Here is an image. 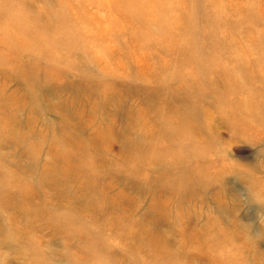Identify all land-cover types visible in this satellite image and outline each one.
<instances>
[{"label": "rangeland", "instance_id": "obj_1", "mask_svg": "<svg viewBox=\"0 0 264 264\" xmlns=\"http://www.w3.org/2000/svg\"><path fill=\"white\" fill-rule=\"evenodd\" d=\"M136 2L0 0V111L4 108L11 115L0 113L6 120L0 123V264L91 263L89 253L101 246L120 264L146 260L135 248L134 237H116L101 222L108 245L96 243L94 232L89 234L92 243L87 235L77 234L79 228L91 232L96 228L88 224L94 214L91 207L81 205L73 195L83 178L90 181L91 189L82 202L96 200V191L105 190L127 212L121 225L131 219L164 236L170 252L177 248V257L185 264L195 251L186 234L198 231V248L211 251L209 238L219 227L238 233L231 241L244 242V256L250 264H264V72L254 68L259 56L254 42L264 45V0H197L196 5L191 0H155L153 6L161 15L148 26L129 22ZM214 2L220 4H214L213 14L210 7ZM182 13L187 20L195 19L199 31L207 32L210 25L220 28L210 27L209 38L198 40L206 46L208 62V56L216 53L212 45L224 46L217 53L226 59L209 72L212 85L207 78H197L188 65L174 68L189 60L176 57L183 51L180 45L168 41L162 46L157 41L169 38L160 31L173 28L167 22ZM19 14L26 19L16 22ZM49 19L56 23L45 25ZM222 21L231 24L222 27ZM37 26L44 33L52 32L43 50L28 36ZM146 29L145 35L140 34ZM23 30H28L27 35L20 33ZM60 31L79 32L70 37V52L68 38L54 35ZM237 56L252 69L236 70L233 59ZM167 67L165 74L162 69ZM227 68L233 71L221 72ZM195 78L202 83L190 86ZM191 101L193 105L188 103ZM153 108L156 115L142 121L139 113L149 109V115ZM188 120L193 125L187 138L208 142L209 147L188 155L187 161L155 163L142 156L144 169L123 168L114 173L98 160L72 157L69 170L77 168L78 176L69 177L62 193L56 188L61 185L65 162L59 163L54 141L66 145L68 139L77 138L89 143L99 125L107 126L105 133L111 136L127 126L128 139L140 145L143 139L153 138L148 147L161 145L156 153L163 157L171 153L169 147L177 137L186 136L173 131ZM142 124L151 125L154 131L143 134ZM163 124L167 127L160 131ZM18 135L26 139L16 143L13 136ZM120 142L109 149L95 145L94 157L105 152L107 164L117 162ZM188 146L190 149L191 143ZM172 149L177 151L175 146ZM72 150L79 152L75 147ZM92 168L95 171L89 174ZM4 171L20 176L28 185L5 181ZM149 177L154 179L153 186L147 182ZM21 189L26 198L19 193ZM66 213L75 222L58 221ZM66 225L74 229L72 238L67 237ZM134 229L139 232L140 226ZM212 239L221 240L219 236ZM123 252L133 254L134 260H121ZM203 260L194 263L203 264Z\"/></svg>", "mask_w": 264, "mask_h": 264}, {"label": "bare ground", "instance_id": "obj_2", "mask_svg": "<svg viewBox=\"0 0 264 264\" xmlns=\"http://www.w3.org/2000/svg\"><path fill=\"white\" fill-rule=\"evenodd\" d=\"M135 1H137L136 2L137 6L134 7L136 10L130 11L129 13L130 24L137 26L139 25L137 23H140V24L143 23V24H146V26H148V25H153L154 23H156V19L160 18L161 12H157V7L153 6V2L155 0H135ZM191 2L193 5L197 4V0H191ZM214 4L218 5L220 3H216V2L212 3V6L210 7V9L212 10L213 14H214V8H215ZM167 6L168 5H166L165 7L164 14L168 10ZM17 13H19V11ZM183 14L184 13H182L180 16H177L178 14H176L175 16H171V21L167 23H170L171 25H173V28H166L160 31L161 33L165 35L167 34L169 38L158 39L157 41L161 45L162 43L168 42V41L172 42L176 46L180 45L182 47L180 49H182L183 51L177 52L178 54L176 57H182V58L189 57V60L185 61L184 63H181L179 66L178 65L174 66V68L177 70H181L180 68L182 65H188L190 66L191 70H194V73L197 76V78L199 76L203 78H207L206 80H208L207 81L209 83L208 85L210 84L212 85L214 82V79L211 78V74H209V72L213 71L214 67L215 68L219 67L220 60L226 59L225 56H223L221 53H219V55L217 53L219 52V48L220 47L222 48L224 46L222 44L220 46L218 44H215L214 46L212 45L211 49H214V52L216 53L214 54L213 57L208 56V58H210V61L208 62L207 57H206L207 55L205 54V52L207 51L206 46L202 44H198V40L201 36H203L204 38L206 37L209 38L211 34L210 27L213 29H220V28L210 25L208 26L209 30L207 32L199 31L195 27V19L187 20L188 16H184ZM231 14L232 15L234 14L233 11H231ZM25 19H26L25 16H22L21 14H19L18 17H16V22L17 20L22 22ZM176 19H181L182 21L176 20ZM51 20L52 19L46 20L45 25L50 26L56 23L53 20L52 21ZM250 21H253V19H249V22ZM230 24L231 23H229L228 21H222L220 23V26L228 27ZM201 25L204 26V24H201ZM27 31L28 30H23L20 33L24 35L27 33ZM146 33H147V29L141 32L140 34L145 35ZM48 34L52 35V32L47 31V33H44V30L38 26L36 27V29L33 28V30H29L28 32L30 42L31 43L38 42L37 48L39 50H43L46 48V46L49 45L48 44L49 39L47 38ZM56 34L60 35L61 37L68 38L67 49L69 50L68 52H70L71 50L70 43L72 42L70 40V37L77 36L79 32L64 33L63 31H60L58 33L55 32L54 35ZM255 37L256 39H259L260 37L259 33H256ZM254 43L259 47L258 48L259 50H256V54H258L259 56L254 60V68L256 67V69H261L264 72V69L261 68V66L264 67V45L261 41H255ZM32 45L34 46V44ZM177 48L178 47H176V49ZM54 53L57 54V52H54ZM187 53H188V56H187ZM83 54H84V51H83ZM241 57L242 56H237L236 58L233 59L235 62L234 68L236 70H242V71L251 70L252 68H249L248 66L240 62ZM168 70H169L168 67L162 69V71L165 74H166V71ZM232 71H233V68H227V69L221 70V72H227V73L228 72L230 73ZM227 75L228 74H226V76ZM199 82H201V80L195 78L194 82L190 84V86H193V87H195L196 85L199 86L200 85ZM188 103L193 105L194 101H191ZM0 107H3V103H0ZM148 110L139 113V116L141 117L142 121H145L148 116H152L153 113L156 115L154 108H153V112L150 110L152 113H150L149 115H148ZM168 110H171V109H168ZM0 113L5 114L4 115L5 117H11V115L7 113L4 110V108H3V111H0ZM13 113L14 112H12L11 114ZM181 114L186 115V112L181 111ZM155 120H156V116L153 122ZM5 122L6 120L3 119V117H1L0 123H5ZM191 123H193L192 120H188L185 123L179 124V126L181 127L173 131L174 134H178V135L186 134V136L177 137L176 143L172 142L171 146L169 147L171 149V151L169 152L171 153H168V156L163 155V157L158 156L156 153L160 149L161 145L154 143L155 145L148 147V142L154 140L153 138L149 137V139L147 138L143 139L140 145H136L133 141L128 139L127 136L130 130H128L127 126H125V128L119 129L117 135L111 136L110 133H105V131H108L107 126L99 125L97 126L96 134L93 137L94 139L88 141L89 143L83 142L80 139L78 140L77 138H73V139H68L69 141L67 140V143L65 145L56 140L53 142V147L55 148V151H54L55 155L60 161L59 163L65 162L64 169L62 171L63 173L61 174V177H62L61 185L56 184L57 185L56 188L62 193L63 190L68 187L67 184H65V182L67 180L69 181V177L78 176L79 170L77 168L73 169L72 171L69 170L70 169L69 161L71 160L72 157H76L79 159L88 158L90 159V162H94L98 160L102 162L103 165L106 166V168L112 170L114 173H119L123 168H131L132 170H136L139 168L144 169L143 168L144 163L141 160L142 156L147 157L146 159L148 161H152L155 163H166L167 161H187L190 155L195 156L196 154H198L200 150L202 151L207 150V148L209 147L208 142L199 141L197 139H194L191 141L187 138V136L189 135L190 129L193 125ZM4 125H7V124H4ZM9 125L13 126L12 124H9ZM163 126H164V129L160 128V131L165 130L167 127L166 124H163ZM139 127L142 130L143 134L145 133L150 134L152 131H154V128L151 125L145 126V124H142ZM182 130L184 131L181 132ZM6 138L8 141H12L11 139L15 138L16 141H18V142L15 141L16 143H20L21 140L26 139V137H23L21 135L13 136V138H8V137ZM119 140H121L120 142L121 144L117 152L121 155L120 160H118L117 162L115 160L114 161L110 160L107 164V160H105V157H106L105 152H100V154L96 152L97 155L94 157V151L92 148L94 147L95 149H97L95 145L103 144L104 145L102 146L103 149H109L112 146H114V144L118 142ZM190 143H191V147L190 149H188L189 147L188 145ZM174 146L176 147L177 151H174L172 149ZM72 147L77 148L79 152L77 153L74 152L72 150ZM94 171L95 170L92 168L88 172L89 174H92V172ZM4 177H5V181L7 182L12 181L16 184H21L20 186L22 187H26V185H28L27 182L23 181V178L9 171H4ZM78 181L79 182L75 185V188L77 189L75 193H73V195L76 198H78V200L81 203H83L81 205L86 206V207L88 206L91 207L94 214L91 213L92 216L89 218L90 220L88 221V224L89 226H95L96 228H94L95 231L92 230V232L90 229L79 228L80 230H79V233L77 234L87 235V237H89L88 239H90L89 242L92 243L93 237L90 238L89 234L94 232L97 235L96 243H98L99 245H102L104 243L105 245H108V239L105 236V232H103L104 228L101 229L99 225V223L101 222V225L103 224V227H107L108 229L111 228L112 230L111 232L115 236L117 235L119 238H121L122 235L124 237H134L135 238V248L138 249L146 257V260L142 262V264L143 263L144 264H185L183 260L177 257V252H178L177 248H175L176 250L174 251V253L170 252L169 248L166 246V242L164 241V236L160 234L158 235L153 234L152 231L150 229L148 230V228L145 225H138L135 221L131 219H129V221L121 225L120 221L127 212L122 211L120 207H118L119 202L117 201V199L115 197L108 196V194L105 193V190L103 191L104 193L101 192L100 189L96 191L97 192L96 200L86 201L87 203L82 202L83 197L85 196L84 195L85 192L87 191L88 193L90 192L91 183L90 181L88 182L87 179L85 178H83L81 181L80 180ZM147 182L149 185L153 186L154 185L153 177H149ZM22 190L23 189H21L19 193H22L23 192ZM23 193H24V197L26 198V192L24 191ZM156 202L157 204H160L159 200H157ZM3 203L4 205H7L8 200H4ZM108 206L110 208L109 210H108ZM54 213L56 214V212ZM60 218H62L61 220H58L60 222H63V221L75 222L74 216H71V214L69 213L68 214L66 213V216L62 214ZM105 220H108L107 223L105 222ZM115 226L119 227V230H116V232H114ZM129 226L132 228L129 229ZM138 226H140L139 232H137L134 229V227H138ZM217 229H216V235L214 234L213 236H210L209 238V241L211 240V246L213 248L211 251L210 250L206 251L200 247L198 248V242H197V240L199 239L198 231L191 232V234L187 233L186 237L190 238L191 243L194 245L195 251L193 252L192 256L188 257V259L186 260H188L191 264H195L194 263L195 261L202 260V258L204 259L203 264H247V263L250 264L247 257L244 256V253L246 251L242 247L244 242L243 241L242 242L231 241V239L234 240V237L238 236V233L236 232L229 233L227 230L221 227ZM64 230L66 231L67 237L72 238L71 235L74 233V229L68 226V227H65ZM106 233H107V229H106ZM214 236H219L221 240L214 241L212 239ZM226 246L227 248H230V250L227 249ZM102 248H105V247L101 246L100 249L96 250L95 252L93 251L89 253L88 259L91 260V263L85 262V261H77V263H74V264H120V262H117L116 258L112 256L111 251L107 253ZM129 248H132V246H130ZM130 259L134 260L133 254L131 253L127 254L126 252H123L121 260L130 261Z\"/></svg>", "mask_w": 264, "mask_h": 264}]
</instances>
